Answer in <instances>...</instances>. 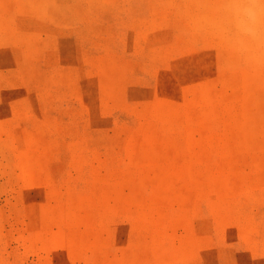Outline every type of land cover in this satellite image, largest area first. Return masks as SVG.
Instances as JSON below:
<instances>
[{"label": "rangeland", "instance_id": "374dc122", "mask_svg": "<svg viewBox=\"0 0 264 264\" xmlns=\"http://www.w3.org/2000/svg\"><path fill=\"white\" fill-rule=\"evenodd\" d=\"M0 264H264V0H0Z\"/></svg>", "mask_w": 264, "mask_h": 264}]
</instances>
